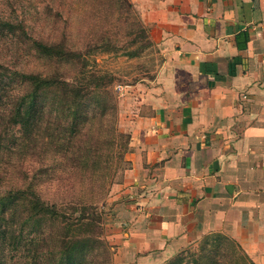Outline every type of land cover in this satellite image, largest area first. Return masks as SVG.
Wrapping results in <instances>:
<instances>
[{"label":"crops","instance_id":"1","mask_svg":"<svg viewBox=\"0 0 264 264\" xmlns=\"http://www.w3.org/2000/svg\"><path fill=\"white\" fill-rule=\"evenodd\" d=\"M137 3L162 59L113 187L123 241L154 264L221 233L264 264V0Z\"/></svg>","mask_w":264,"mask_h":264},{"label":"rangeland","instance_id":"2","mask_svg":"<svg viewBox=\"0 0 264 264\" xmlns=\"http://www.w3.org/2000/svg\"><path fill=\"white\" fill-rule=\"evenodd\" d=\"M34 41L48 46L61 45L71 55H45L36 49ZM58 49L52 51L61 53ZM161 59L160 51L149 38L137 0H0V97L18 92L24 73H40L59 82L66 77L83 80L82 73L86 68L97 77L112 81L118 98L117 129L123 134L111 138L113 123L109 115L102 119L95 106L80 108V116L83 117L81 126L88 133L85 140L82 136V144L88 145L84 172L91 180L101 176L100 184L96 183L97 189L105 184V197L100 205L105 214L103 236L110 245V253L106 258L101 257L100 264H149L146 259L138 260L130 255L132 249L127 248V242L123 241V225L116 215L120 201L113 199L112 193L113 187L122 181L130 166L126 155L130 148L131 116L137 110L133 98L136 85L151 83ZM48 101L44 119L56 123L60 114L53 109L49 96ZM4 102L5 99L0 100L1 186L4 185V177L10 176L20 183L23 173L30 174L27 176L31 181L33 173L46 168V165L51 166L52 161L60 156L55 146L49 143L50 138H46L51 124L46 128L45 138L37 130L32 135L37 142L25 141L23 145L20 128L5 112ZM86 118L88 123L84 121ZM90 129L91 132L88 131ZM72 179L75 184L71 185L76 194L88 185L87 178L83 180L80 174H73ZM80 179L82 182H79ZM35 181L40 183L38 189H42L45 196L49 197L50 192L58 190L50 189L55 184L47 187L43 177ZM213 235L217 233L187 243L174 250L169 257L155 258L154 264H165L180 254L187 255L188 249L199 248ZM35 241L42 244L38 236ZM45 247L52 249L50 244ZM25 255L24 258L9 246L0 244V264H24L25 259L31 258L27 252ZM47 258L49 262L46 264H52L54 255L48 254Z\"/></svg>","mask_w":264,"mask_h":264},{"label":"trees","instance_id":"3","mask_svg":"<svg viewBox=\"0 0 264 264\" xmlns=\"http://www.w3.org/2000/svg\"><path fill=\"white\" fill-rule=\"evenodd\" d=\"M34 44L48 56L71 55L61 45L48 46L39 41ZM55 48L61 53H54ZM91 71L83 70V80L66 77L59 82L40 73H24L21 89L0 97L1 101L5 99L4 110L11 115L12 123L20 128L23 145L25 141L37 142L32 137L37 130L45 138L46 128L51 124L46 138H50L52 143L48 142L62 158L58 156L51 166L41 168L39 174L33 173L31 181L27 176L30 174L23 173L19 183L7 173L10 177H4V185H0V244L9 246L24 258L27 252L31 258L25 259L24 264H46L48 254L54 255L52 264H100L101 257L106 258L110 253V245L103 236L105 214L100 205L105 197V184L97 189L101 176L91 180L84 172L88 145L82 144V136L84 139L88 133L81 126L80 108L95 106L102 119L109 115L113 123L111 138L123 133L117 129L118 98L112 81L103 80L104 77H97ZM48 96L53 109L60 114L56 123L44 119ZM84 121L88 123V118ZM75 173L83 180L87 178L88 184L78 194L71 185L75 184L72 179ZM40 177L47 187L55 184L50 189L58 188L57 192H50L49 197L43 195L42 189H38L40 183L35 181ZM36 236L42 244L36 243ZM46 244L52 249H46ZM188 251L189 254H180L165 264H256L236 240L221 233Z\"/></svg>","mask_w":264,"mask_h":264}]
</instances>
